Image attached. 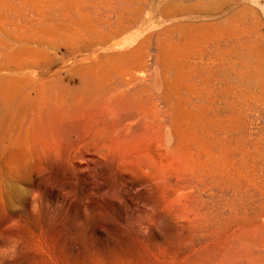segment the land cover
I'll return each instance as SVG.
<instances>
[{"label": "rangeland", "instance_id": "374dc122", "mask_svg": "<svg viewBox=\"0 0 264 264\" xmlns=\"http://www.w3.org/2000/svg\"><path fill=\"white\" fill-rule=\"evenodd\" d=\"M0 264H264V0H0Z\"/></svg>", "mask_w": 264, "mask_h": 264}]
</instances>
